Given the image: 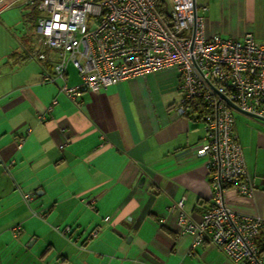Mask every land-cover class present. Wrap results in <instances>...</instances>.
Instances as JSON below:
<instances>
[{"label": "crops", "instance_id": "crops-1", "mask_svg": "<svg viewBox=\"0 0 264 264\" xmlns=\"http://www.w3.org/2000/svg\"><path fill=\"white\" fill-rule=\"evenodd\" d=\"M13 5L30 7L19 12L21 22L32 21V34L15 29L18 16L4 12ZM8 7L0 10V264H235L208 242L191 249L193 236L179 233L168 211L185 196L184 210L199 221L214 195L205 159L193 150L202 125L174 112L177 71L85 91L77 106L59 91L61 80H43L49 61L27 55L38 47L36 8ZM201 14L207 36L251 33L264 44V0H207ZM66 73L68 85L78 82L72 66ZM236 115L253 192L226 187L223 202L264 219V121ZM256 243L264 250V233Z\"/></svg>", "mask_w": 264, "mask_h": 264}, {"label": "built area", "instance_id": "built-area-1", "mask_svg": "<svg viewBox=\"0 0 264 264\" xmlns=\"http://www.w3.org/2000/svg\"><path fill=\"white\" fill-rule=\"evenodd\" d=\"M16 2L38 12V47L27 55L49 61L51 74L44 71L43 80H61L59 91L77 106L85 91L97 93L169 68L177 71L180 98L174 112L202 125L203 135L193 150L205 159L214 195L199 221L184 210L185 196L168 211L176 214L179 233L193 236L191 249L208 242L235 264H264V250L256 243L264 233V219L231 211L222 197L226 187L247 196L253 192L232 109L264 121V44L251 33L239 39L207 36L201 14L207 0H166L165 15L156 0H0V10ZM68 66L78 75L72 85L67 84ZM55 103L52 99L45 112ZM22 142L18 138L16 147ZM22 197L32 199L29 193ZM19 228L15 224L11 230L15 234ZM69 231L65 227L60 232ZM98 232L95 227L88 237Z\"/></svg>", "mask_w": 264, "mask_h": 264}, {"label": "rangeland", "instance_id": "rangeland-1", "mask_svg": "<svg viewBox=\"0 0 264 264\" xmlns=\"http://www.w3.org/2000/svg\"><path fill=\"white\" fill-rule=\"evenodd\" d=\"M162 1H166V0H162ZM19 9L21 10V9H25V10H29L30 9V7H26V6H17V5H13V6H11V7H8V8H6L5 10H4V12H8L7 13V15H10L11 17H12V19L14 18H16L17 16H18V18H19V20H20V24L18 25V26H16L15 27V29L16 30H26V31H29L31 34L33 33V30H32V21H30V20H26V21H22L21 22V13L19 12ZM26 12V11H25ZM70 75L72 76L71 78H75V74L73 73V71L70 69ZM232 111H233V113H234V115H242L243 117H248V118H251V117H249V116H247V115H245V114H242L241 112H239L238 110H236V109H232ZM236 115V116H237ZM253 119V118H252ZM256 120V119H255ZM264 123V122H263Z\"/></svg>", "mask_w": 264, "mask_h": 264}, {"label": "trees", "instance_id": "trees-1", "mask_svg": "<svg viewBox=\"0 0 264 264\" xmlns=\"http://www.w3.org/2000/svg\"><path fill=\"white\" fill-rule=\"evenodd\" d=\"M156 7L158 11L165 15L166 9H165V2L162 0H156Z\"/></svg>", "mask_w": 264, "mask_h": 264}, {"label": "water", "instance_id": "water-1", "mask_svg": "<svg viewBox=\"0 0 264 264\" xmlns=\"http://www.w3.org/2000/svg\"><path fill=\"white\" fill-rule=\"evenodd\" d=\"M233 107H235L234 105H232Z\"/></svg>", "mask_w": 264, "mask_h": 264}]
</instances>
